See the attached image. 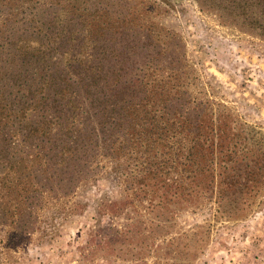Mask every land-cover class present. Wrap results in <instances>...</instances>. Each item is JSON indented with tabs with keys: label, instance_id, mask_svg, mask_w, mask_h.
I'll return each instance as SVG.
<instances>
[{
	"label": "rangeland",
	"instance_id": "1",
	"mask_svg": "<svg viewBox=\"0 0 264 264\" xmlns=\"http://www.w3.org/2000/svg\"><path fill=\"white\" fill-rule=\"evenodd\" d=\"M201 1L0 0V264H264V165L249 185H233L240 197L219 202V176L204 190L178 165L165 183V169L143 171L128 150L115 158L102 146L117 137L113 120L102 124L105 94L120 88L122 106L133 93L166 110L171 101L158 98L171 91L185 114L230 113L237 146L264 155V35L224 23ZM77 42L82 73L64 57ZM78 80L102 131L84 130L86 144L61 158L70 134L57 116ZM203 147L219 164V139ZM106 200L120 211H105Z\"/></svg>",
	"mask_w": 264,
	"mask_h": 264
},
{
	"label": "trees",
	"instance_id": "2",
	"mask_svg": "<svg viewBox=\"0 0 264 264\" xmlns=\"http://www.w3.org/2000/svg\"><path fill=\"white\" fill-rule=\"evenodd\" d=\"M201 2L211 7V11L217 14L224 23H241V27L246 31H250L254 34L258 33L257 35L263 37L264 0H203ZM82 20H84L85 23V18ZM80 24H82V22H80ZM73 41L75 43L77 37L74 38ZM77 43L79 46L73 44L72 47L70 44L69 50L64 52V57L73 69H77V71L82 73L83 69L87 71V67L78 70V67L84 62H81V45L79 42ZM22 54L26 56L27 52H22ZM73 61L78 63L73 64ZM95 67L96 69L92 71L96 76L101 75L99 66ZM66 81L68 80L63 79V82ZM83 83L80 84L78 80L75 86L71 84L72 89L74 88L77 91L75 94H72L67 104L63 106V111L59 110L57 116L56 122L61 126V130L63 127H67L66 133L70 134V141L68 144L65 146L62 145L58 150V153L61 154V158L65 156L64 148L69 147L70 149H76L81 144H86L85 142L87 140L84 138V130L89 131V135L92 134L96 136H98V131H102V129L100 130L98 128V124L100 125L101 123L100 120H98L100 119V115L91 113L89 108L83 109V99L80 92H78V88H83ZM66 90L68 92V89ZM117 90L118 91L110 95L105 94V98H107L105 104H107V106L104 105L101 108L103 115L105 114L106 116V120L102 124L104 125L106 122L113 120L114 122L109 125L114 123L116 125L113 127L117 134L116 139L109 142L104 141L102 145L107 153H109V151H116L115 154H111L113 157L118 158L121 156V152H126V150H128L124 155L138 159V161L141 160V170L156 172V169L159 167L165 169V177L162 178V181L165 183L167 181V175L178 172V165H180L181 175L192 173L193 177L197 179L200 176L199 182L201 183L198 184V187L208 191L211 190L212 180L219 176L220 186L219 188L217 186V192L220 196L219 202L224 198H230L232 194L236 195L233 196L234 198L232 200L240 197L243 191L235 189V186H233L234 184L237 183V186L240 188L242 186V188H244L246 185L255 181V176L258 175L257 170L260 166L264 165L263 152L260 151L259 148L252 149L246 143H241V147L237 146V142L234 141L241 133L235 131L233 123L236 122V119L233 118L230 113L226 114L223 110H214L212 108L211 112H203L200 108L195 106L193 108L195 110L193 114H185L188 108L185 106L179 108L177 104L174 105L175 102L177 103L179 96L178 92L172 93L171 91L162 93L158 98L159 103L162 102L163 97H167L166 101H171L168 102L169 107L166 110H161L157 107L152 110L147 109L148 101L146 99H148V97L146 96L147 98L141 99L133 93L131 101L127 102V105L122 106L120 102L129 94L123 92L120 88ZM67 95L68 94H65L63 96L66 97ZM57 96H60V94H57ZM96 99L97 96L93 98L95 101ZM45 100H47V98ZM57 102L60 103V98H57ZM28 105L29 107L25 108V111L33 110L31 107L32 104L28 103ZM171 106H173V109H170ZM119 107L123 108L126 112L125 115L119 112ZM131 110L132 117L128 122V112ZM64 121L67 122V125H63ZM125 122H128L127 125H124ZM42 125L43 122L41 121L36 127V130L38 131L39 128L41 131ZM210 126L211 131L208 129ZM57 127L58 126H56L55 129H57ZM120 129L125 131V136L118 132ZM182 132L183 134L180 136ZM177 135L179 136L178 138ZM119 136L122 138L118 139ZM188 136V140H190V142L192 141L189 154L187 157L184 155L180 156L182 151H184L182 137ZM212 137L219 139V145L221 147V149L218 150L220 151L219 164H216L215 154H213L212 157H207L203 154V144L206 141L211 144ZM74 144L75 148H73ZM115 144H119V147H114ZM167 154H169V157L163 158L160 163L157 162L159 156H166ZM190 154L197 156L189 157ZM195 161H197V168H195ZM217 169H219V172H217ZM209 170H211V172H209ZM191 180L187 182L186 186H188V183H191ZM164 187L166 192L170 191L166 185H164ZM188 188H190V186H188ZM170 200L159 199L158 202L164 204L168 203ZM104 203V206H107L104 210L112 213V215L114 212L120 211L117 201L106 200Z\"/></svg>",
	"mask_w": 264,
	"mask_h": 264
}]
</instances>
